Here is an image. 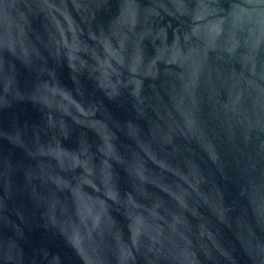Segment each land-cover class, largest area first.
Wrapping results in <instances>:
<instances>
[{
	"label": "water",
	"instance_id": "95a60500",
	"mask_svg": "<svg viewBox=\"0 0 264 264\" xmlns=\"http://www.w3.org/2000/svg\"><path fill=\"white\" fill-rule=\"evenodd\" d=\"M0 264H264V0H0Z\"/></svg>",
	"mask_w": 264,
	"mask_h": 264
}]
</instances>
